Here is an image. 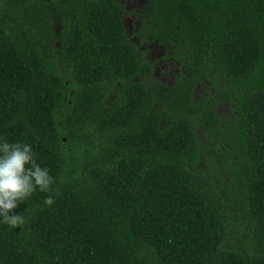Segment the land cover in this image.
<instances>
[{
	"label": "trees",
	"instance_id": "trees-1",
	"mask_svg": "<svg viewBox=\"0 0 264 264\" xmlns=\"http://www.w3.org/2000/svg\"><path fill=\"white\" fill-rule=\"evenodd\" d=\"M126 1L0 0V137L60 193L0 264H264V0Z\"/></svg>",
	"mask_w": 264,
	"mask_h": 264
},
{
	"label": "clouds",
	"instance_id": "clouds-1",
	"mask_svg": "<svg viewBox=\"0 0 264 264\" xmlns=\"http://www.w3.org/2000/svg\"><path fill=\"white\" fill-rule=\"evenodd\" d=\"M60 180L62 183L63 177ZM55 183L50 170L38 163L31 144L8 142L0 137V223L11 228L24 226L26 218L15 210L37 190L50 193L43 204L53 206L55 197L60 195L58 190L53 189Z\"/></svg>",
	"mask_w": 264,
	"mask_h": 264
},
{
	"label": "rangeland",
	"instance_id": "rangeland-1",
	"mask_svg": "<svg viewBox=\"0 0 264 264\" xmlns=\"http://www.w3.org/2000/svg\"><path fill=\"white\" fill-rule=\"evenodd\" d=\"M136 4H137V2H136ZM133 7H137L134 3H132L131 1H126V9H133ZM127 30L129 31V29L127 28ZM155 49H159L158 47L157 48H155ZM160 52V50H153V52H150V57H151V55H152V57H156V54H158ZM160 78H163V77H166L167 79H166V81H169L170 79H171V77H170V75L168 74V73H166V72H163V73H161L160 75ZM198 92H200V90H198Z\"/></svg>",
	"mask_w": 264,
	"mask_h": 264
},
{
	"label": "flooded vegetation",
	"instance_id": "flooded-vegetation-1",
	"mask_svg": "<svg viewBox=\"0 0 264 264\" xmlns=\"http://www.w3.org/2000/svg\"><path fill=\"white\" fill-rule=\"evenodd\" d=\"M48 1V0H47ZM49 1H51V0H49ZM156 75H160L161 73H160V71L158 70V72H156L155 73ZM161 79H165V77H163V78H161Z\"/></svg>",
	"mask_w": 264,
	"mask_h": 264
}]
</instances>
